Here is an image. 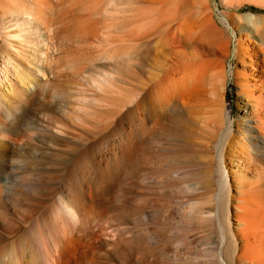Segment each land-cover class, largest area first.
<instances>
[{"label": "bare ground", "instance_id": "1", "mask_svg": "<svg viewBox=\"0 0 264 264\" xmlns=\"http://www.w3.org/2000/svg\"><path fill=\"white\" fill-rule=\"evenodd\" d=\"M144 2L154 12L132 30L137 94L122 95L102 64L79 74L100 93L75 99L65 112L74 121L43 125L29 114L64 73L51 3L0 0V264H175L167 227L177 214L153 180L184 169L173 162L185 155L187 128L205 152L202 178L215 186L214 213L199 227L218 223V251L203 264H264V15H244L260 37L229 74L232 40L213 14L198 10L199 0H178L175 9L169 0ZM118 48L104 49L100 63L122 56ZM235 74L238 119L220 112ZM106 87L116 95L102 93ZM95 94L108 103L100 119L85 110ZM159 130L166 144L157 142Z\"/></svg>", "mask_w": 264, "mask_h": 264}, {"label": "rangeland", "instance_id": "2", "mask_svg": "<svg viewBox=\"0 0 264 264\" xmlns=\"http://www.w3.org/2000/svg\"><path fill=\"white\" fill-rule=\"evenodd\" d=\"M169 1L171 2L169 7L175 9L178 5V0ZM49 2L51 5H47L48 9L46 8V11L49 13L47 15L52 19L51 23L58 29L56 42L61 47L62 52L57 55V60L58 65L63 67L64 73L61 77L53 79L52 84L47 88L48 90L44 91L45 94L41 96L43 102L41 101V105H38L29 114V120L32 123L36 121V123L39 122L43 125L58 120L69 123L73 122L74 114L65 113L66 109L71 110L76 107L77 103H79L76 100L84 98V92L87 94L89 92L100 93V91L88 85L82 78L83 76L79 74H82L80 72H84L85 70L91 72V74H95L93 72L96 71L95 67L102 64L107 65L112 70L115 85L123 93L122 95L127 97V95L137 94L138 80L135 77L136 67L133 63L136 62L135 54L139 48V46L136 47V44L139 42L135 39L136 35L134 32V34L132 33V30L134 29L133 27L151 23L149 19H151L150 16L154 12L153 7H150L152 5L144 2V0H113V3L112 0H49ZM199 2L198 10L201 13L213 14L214 19L225 28V37L232 40L231 55L225 62L226 69L230 74V70L232 68L235 70L240 64L238 54L242 51V48L249 47L252 49L254 47L253 43L256 41L255 39H259L260 37V34L256 35L249 32L250 27L257 28L255 20L247 19L244 15L248 13H253L256 16L264 15V0H199ZM230 17H234V19ZM224 20H234V22H232L231 26H226ZM105 47H119L118 49L120 50L122 48L121 52L123 55L118 56L119 58L115 60L103 58L105 61L100 63L103 56H101V53H104ZM153 55L154 50L150 53L149 63ZM121 57L123 59H120ZM240 68L245 70L243 66H240ZM110 90L111 88H108L107 92L104 89L102 93L107 94V96L109 94H112V96L116 95L114 89L115 93L111 92L113 90ZM238 91L236 74L233 78L229 75L227 89L225 91L222 90L221 114L228 108L234 117L237 119L240 117L242 113L240 106L243 100L237 94ZM80 93H82V96ZM92 97L94 101L93 99H87L89 103H86V106L91 108H88L89 110L86 108L85 110L93 116L88 113L91 118L100 119L102 116L100 117L99 115L103 113L105 115L103 111L107 109L108 103L104 102V99H98L96 94ZM84 100H82L83 103L85 102ZM98 100H102L99 101L102 107L98 105ZM86 112L82 111L83 114H87ZM168 121L169 117H166L164 123ZM182 122L185 123L186 127H190L185 118H182ZM243 127L244 125L242 124L240 128ZM185 130V141L189 145L185 143V155L173 162L178 166L184 167V169L181 170L180 174L165 172L155 174L154 176L156 177L152 180H156L157 182L158 186L156 190L161 191V193L164 192L165 195H167L166 193L170 194L173 200L171 204L174 206L177 214L175 220H172L167 227V234L168 236L170 235L171 241L173 240L171 244L173 249L170 252L172 259L169 258L175 264H177L176 262L178 264H203L206 258L218 251V223L211 229L204 226L201 227V225L199 227V220L210 218L211 214L213 215L214 213L213 192L211 189L215 188V186H212L210 182L202 178L206 171V167L203 164L205 152L194 145L193 137L195 135L188 128ZM157 135L156 140L159 144L167 143L165 136H162L160 130L157 131ZM165 177L171 183L163 181L165 182L164 186L163 182L159 181ZM160 184L162 186L159 187ZM189 196H195L196 199L190 200ZM201 210L204 211L203 217L202 215L200 216V213L203 212ZM225 215L227 217L228 213ZM225 215V223L227 224ZM199 216L200 218H198ZM233 255L234 249L232 248L231 257Z\"/></svg>", "mask_w": 264, "mask_h": 264}]
</instances>
